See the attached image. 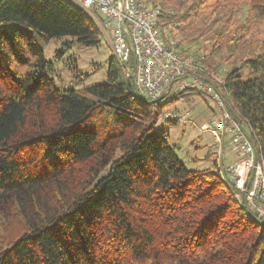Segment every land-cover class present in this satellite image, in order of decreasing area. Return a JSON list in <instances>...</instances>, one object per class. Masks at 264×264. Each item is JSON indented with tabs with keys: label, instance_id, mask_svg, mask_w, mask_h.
<instances>
[{
	"label": "trees",
	"instance_id": "1",
	"mask_svg": "<svg viewBox=\"0 0 264 264\" xmlns=\"http://www.w3.org/2000/svg\"><path fill=\"white\" fill-rule=\"evenodd\" d=\"M150 1L182 58L203 42L230 65L216 88L264 155V0H249L244 21L225 4L240 0ZM207 10L223 19L215 31L192 26ZM63 37L96 47L101 30L71 0H0V264H264V221L216 167L188 170L155 131L166 106L205 96L145 99L113 55L106 83L58 88L37 39ZM207 58L196 74L212 81ZM100 113L111 120L102 140L83 128Z\"/></svg>",
	"mask_w": 264,
	"mask_h": 264
},
{
	"label": "built area",
	"instance_id": "2",
	"mask_svg": "<svg viewBox=\"0 0 264 264\" xmlns=\"http://www.w3.org/2000/svg\"><path fill=\"white\" fill-rule=\"evenodd\" d=\"M84 11L100 14L101 29L110 40L113 55L125 66L137 92L145 99L157 100L173 90L195 89L216 104L206 131L218 144L219 173L236 189L240 205L264 221V155L257 146L254 131L238 110L227 104L223 79L208 74L204 80L196 72L198 58H182L176 41L167 42L159 19L163 7L150 0H73ZM99 16V15H98ZM190 111L164 114L166 120L187 122ZM230 159V160H229Z\"/></svg>",
	"mask_w": 264,
	"mask_h": 264
},
{
	"label": "rangeland",
	"instance_id": "3",
	"mask_svg": "<svg viewBox=\"0 0 264 264\" xmlns=\"http://www.w3.org/2000/svg\"><path fill=\"white\" fill-rule=\"evenodd\" d=\"M71 1L76 4L75 1ZM248 2L249 0H240L233 3L226 2L225 4L227 9L229 8L234 12L236 20L244 21L248 10ZM210 14V11L207 10L198 18H194L192 26L201 29L203 26L209 25L215 31L223 24V19H220V15ZM90 15L95 19L101 30L100 44L96 47H85L73 41L70 37L53 39L49 43L37 39V44L44 51L46 60L52 64V68L47 71V74L55 80L58 88L82 91L107 82L110 58L113 55L112 46L101 29L98 18L100 14L97 16L91 12ZM26 30L30 31L29 29ZM187 34L188 31L183 30L180 36ZM180 36L177 40H180ZM204 44L202 42L200 46L192 45L188 54H186L187 58H198L197 61L204 57L206 59L207 53L200 49ZM218 62V58L208 57L206 63L202 64L203 71L210 74L211 69L217 67ZM229 69L230 65L222 61L216 71L211 72V74L222 78ZM243 72L247 74L248 70L244 69ZM178 86V84H175L173 91H177ZM173 111H179L180 113L190 111L191 115L188 121L184 123L179 121L174 123L166 120L163 115L156 124L155 131L168 135L171 146H173L178 158L188 170L214 167L219 170L218 168L223 166L222 159L221 164L217 165L220 162L217 161L219 146L214 141L213 135L206 131L214 112L218 113L214 101L207 97L192 94L188 96L187 100L174 101L164 108V114ZM110 127L109 115L106 117L100 113L93 115L83 128L96 131L100 136V140H102L108 136ZM238 202L239 204L242 202V197L239 196Z\"/></svg>",
	"mask_w": 264,
	"mask_h": 264
},
{
	"label": "bare ground",
	"instance_id": "4",
	"mask_svg": "<svg viewBox=\"0 0 264 264\" xmlns=\"http://www.w3.org/2000/svg\"><path fill=\"white\" fill-rule=\"evenodd\" d=\"M178 122V120H176Z\"/></svg>",
	"mask_w": 264,
	"mask_h": 264
}]
</instances>
